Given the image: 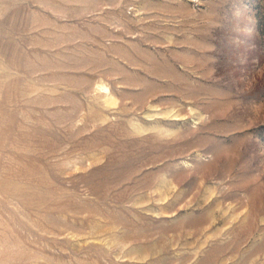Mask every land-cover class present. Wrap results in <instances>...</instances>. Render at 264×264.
<instances>
[{"label": "rangeland", "instance_id": "rangeland-1", "mask_svg": "<svg viewBox=\"0 0 264 264\" xmlns=\"http://www.w3.org/2000/svg\"><path fill=\"white\" fill-rule=\"evenodd\" d=\"M0 264H264V0H0Z\"/></svg>", "mask_w": 264, "mask_h": 264}]
</instances>
